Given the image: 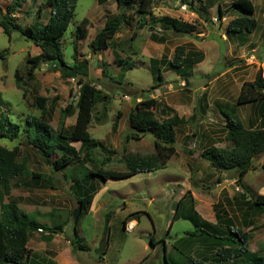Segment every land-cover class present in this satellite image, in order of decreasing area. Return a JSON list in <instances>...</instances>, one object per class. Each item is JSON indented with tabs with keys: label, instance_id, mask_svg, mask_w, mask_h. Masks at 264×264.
<instances>
[{
	"label": "rangeland",
	"instance_id": "374dc122",
	"mask_svg": "<svg viewBox=\"0 0 264 264\" xmlns=\"http://www.w3.org/2000/svg\"><path fill=\"white\" fill-rule=\"evenodd\" d=\"M43 1L26 0L14 18L24 26L30 23L36 24L35 21H39V18L34 14ZM75 1L77 6L75 15L68 30L60 39L65 59L68 62H73L74 59L77 26L85 17L97 12L99 4L98 0ZM10 2L11 0H0V6L6 9ZM253 2L256 6L254 17L258 20V27L250 36L254 37L252 45L258 46L260 42H264V0H253ZM136 5L126 7L127 14L132 16L130 19L132 23L135 20ZM162 5L164 6L162 7ZM106 7L108 17L112 16L117 11L116 0H108ZM154 8L157 12L168 13L174 17L195 22L198 24L199 30L203 31L204 29L208 35L205 42L201 35L180 33L179 37L178 34L173 36L174 43H185L186 46L191 45L194 48L196 45L200 48H209L210 54L201 65H194L192 58H188L184 63L186 75L181 76L187 81V86L194 91V94L203 93L204 86L219 72L234 65L240 66L228 71L225 77L205 93L206 99L201 100L202 104H207L208 107L210 92V96L215 100L229 102L228 105L235 102L238 85L245 80H254L257 71L251 67L253 64L251 65L245 58L232 57L225 39L221 36V33L227 32L226 29L230 21L240 15L238 8L233 5V0H155ZM219 8L224 12L222 19ZM121 11L123 10L121 9ZM96 22L99 23V19H96ZM37 25L40 26V24ZM133 25L136 26L134 40L129 38V41L124 43L121 48L116 46L119 51L125 50L123 54H126L123 56L116 52L118 58L126 59L129 64H134L133 68L127 71L123 66L118 65L116 60L113 61L112 56H105L102 57V60H98V57L94 55L90 49V41L97 28L93 25L88 24V37L77 41L80 57L92 54L88 58L91 63L88 80L95 85H100L99 88L108 97L96 105L89 127L92 138L101 142V145L93 151L94 162L86 159V152H83L80 153L81 159H78L83 163L77 161L64 172L56 171L46 162L42 152L31 144V140H37L38 131L35 126L27 125V119L30 116L44 118V121L52 127L53 136H55L60 130V109L77 101L80 85L76 79L62 78L58 71H54L55 65L50 63H43L37 69L36 75L28 78L27 70L30 65L28 58L39 54L41 50L36 49V43L20 31L15 30L11 35H8L0 25V52L7 50L5 55L0 57V99L4 101V104L0 106V128L14 131L15 127H11L10 123L21 125V130L14 138L0 136V144L9 149L18 145L19 160L28 162L32 170L46 176L44 187L29 189L19 186L16 188L17 196L35 200L38 204L52 205L56 210L54 213L58 212L56 215H43L31 210L30 214L33 219L51 225L64 221L66 217L68 229L60 242L61 244L57 245L61 248L65 247V237L73 238L72 228L75 222L73 212L79 207L76 198V192L79 190L74 187L73 191L72 184L78 179L82 181L92 170H97L99 167L107 170H126L124 160L126 155L155 154V137L152 133H147L140 139H126L128 135H131L129 115L137 102L149 96L148 90L157 94L156 89L166 85L167 82L173 84L175 89H180L181 76H178L176 66L168 65L167 60L152 63L150 55L154 54L148 43V27L143 30L144 28L138 27L137 24ZM129 27V25L122 26L120 32L128 35L126 31ZM131 30L133 31L134 28L132 27ZM158 33L164 32L158 30ZM240 33L243 32H237L238 35ZM183 38L188 40L184 42ZM145 46L149 47V53L146 52ZM142 50L143 56L138 55L137 52H142ZM250 53H253L252 49ZM258 53L263 56L264 47ZM17 70L27 82L25 88H20L16 82L15 72ZM102 70H105L104 75ZM159 72L163 74L162 84L153 89L152 87L159 82ZM165 80L167 82H164ZM165 90L163 88V92ZM24 92L25 95H23ZM126 95L129 96L128 99L125 98ZM37 96L46 98L44 115L35 103ZM150 97L153 96L150 95ZM138 98L141 100H137ZM226 108L230 113V108L227 106ZM156 113L161 119L168 115L164 108L159 107ZM219 113L220 110L217 108L212 115L218 116ZM76 115L77 113L66 119L65 133H69L71 126L75 124ZM241 115L244 117V110ZM203 117L201 111L198 110L195 112L194 120L180 127L177 133L178 139L175 142L178 153L169 160L166 170L143 172L126 179H110L108 182L96 176L88 181V184L85 185L86 190L95 193L96 201L92 207L93 211L83 216L79 226L82 236L79 241L88 246L91 245V249L82 250L76 243L73 244V256L80 264H164V249L160 242L162 238L167 241L170 251L172 250L168 254L172 264H185L188 255L200 258L198 256L201 255L198 253L201 254V251L204 250L202 245L198 244L199 241L196 238L191 239L187 235L194 230L190 220L180 218L174 223L171 234L168 233V228L180 201V212L187 213L193 206L202 219L214 224L217 223V210L224 208L227 215L235 222L234 229L243 228L247 231L251 235L250 249L264 258V213L255 211L252 215V224L247 226L244 223L246 210L244 202L264 194V153L256 157L254 167L244 177V183L248 187V191H246L238 185L236 181L238 173L235 169L218 171L202 157L204 148L215 143L217 145L224 143L223 134L226 132L222 122L207 118L211 123H201ZM115 121L118 124L116 129H114ZM212 125L216 126V130H213L216 132V141L202 140L201 135L212 130ZM186 133L189 135L186 136ZM71 144L77 149L81 145L77 141H73ZM21 191L27 193L20 195ZM241 193L245 198L239 195ZM1 195L3 199L6 198L4 189L0 185V197ZM65 209H70L69 213H65ZM110 211L112 214L108 230L106 215ZM132 212H138L137 215L130 217V219L137 218L138 225L132 231H127L124 227V219L128 213ZM59 213L64 219L59 217ZM151 236L159 242L156 248L149 242ZM104 239H106L107 250L100 254L98 251L104 245ZM44 240L51 241L52 239L44 238ZM214 253L215 250L207 252L209 257H212ZM33 264H37V262L34 261ZM46 264L59 263L52 260Z\"/></svg>",
	"mask_w": 264,
	"mask_h": 264
},
{
	"label": "trees",
	"instance_id": "16d2710c",
	"mask_svg": "<svg viewBox=\"0 0 264 264\" xmlns=\"http://www.w3.org/2000/svg\"><path fill=\"white\" fill-rule=\"evenodd\" d=\"M26 0H11L6 9L0 6V25L3 30L11 35L13 31H20L25 36L32 39L37 46L41 48L39 54L28 58V78H32L33 74L43 63L55 65L54 71H59L64 79L74 78L78 81L80 87L77 101L71 102L64 108L60 109V130L53 136L52 127L44 121V118L30 116L27 119L28 126H35L38 131L37 140H31L33 145L40 150L46 160L56 171L63 172L71 165L75 164L80 158V153L86 152V159L94 162L93 151L99 145L100 141L92 138L89 127L93 120V113L96 105L100 101H104L108 96L103 94L99 88L88 80L90 74V61L86 57H80L77 41L84 40L88 36L89 20L84 18L75 30L76 41L74 42V59L73 63L66 61L61 37L68 30L76 12L75 0H44L37 11L36 16L41 17L43 12H49V18L46 24L38 26L22 25L18 22L14 15L20 9ZM105 3L108 0H98ZM119 6L136 7V14L143 18L140 27L145 26V17L153 14L155 0H116ZM234 7H237L240 15L230 21L228 28L232 32H252L258 27V21L254 17L255 6L252 0H233ZM191 6V4H190ZM194 12L196 10H193ZM220 18L224 17V12L219 8ZM132 16L126 12H122L108 17L104 26L97 31L95 37L90 42V49L95 54L109 48L111 41L115 38L123 25L131 24ZM164 23L170 25L175 31L180 33H189L198 30V25L194 22L185 21L180 18L166 16L162 18ZM185 46L179 45L175 49L173 60L170 65L176 66L177 69L183 68L185 59ZM7 50L0 52L3 57ZM152 60V63H156ZM116 63L123 66L125 71L133 68L134 64H129L126 59L116 58ZM264 69H260L253 81H245L242 85L238 96L237 104L244 105L249 103H264ZM159 82L152 88H157L163 81V74L159 72ZM15 78L20 88L26 87V80L17 70ZM151 93L150 90H148ZM1 94V93H0ZM25 95V92L24 94ZM1 97V95H0ZM206 98V97H205ZM35 103L43 111L46 112V98L37 96ZM4 101L0 99V106ZM218 107L226 116V140L232 143L231 148L210 145L203 149L202 157L209 161L210 165L218 171L235 169L238 173L236 181L243 189L248 191L247 185L244 183V177L254 167V160L257 156L264 153V125L262 127L247 128L243 122L236 117L234 110L228 113L222 109L219 101ZM159 102L154 97H145L135 104L134 109L129 115V124L131 127V135L126 139H140L147 133H152L155 137L156 153L150 155L129 154L124 156L126 170H107L99 167L92 170L84 179L77 180L72 184L73 190L77 188V199L82 207V212L77 221L74 222L73 238L71 243H76L79 249L89 250V246L79 241L80 222L85 214L89 212L91 204L94 200L95 193L86 190L85 185L92 178L99 176L105 182L109 179H125L133 175L152 172L164 167L167 162L176 154V137L177 128L186 125L195 119V114L189 118L180 117L174 114L163 119L157 116ZM207 104L201 105V113H206ZM1 110V107H0ZM76 115V122L71 126L69 133H65V121L68 117ZM264 118V113H263ZM7 117V116H6ZM116 129L117 125L115 121ZM11 127H15L14 131H6L0 128V136H8L14 138L21 130V125L10 123ZM52 139V141H51ZM80 142V148L77 149L71 142ZM54 157V160H52ZM108 158H110L108 156ZM81 162V161H79ZM83 163V162H81ZM29 174L36 180H45V176L31 172L28 169L26 161L19 160V147L9 149L0 144V183L4 184L5 195L10 194V182L12 179ZM244 192V191H243ZM245 198L243 193L239 194ZM247 197V195H246ZM246 210L244 212V223L249 226L252 224L253 212L264 213V194L250 198L246 202ZM181 202H179L172 222L168 228L171 231L174 221L181 217L190 220L194 226V230L189 232L193 238H196L204 248L205 252H201V258L188 255L185 264H263L264 258L257 252L250 249L251 235L243 228L234 229V220L227 215L224 208L217 210V223L201 218L197 210L192 206L188 212H180ZM112 212L106 215V227L109 230V221ZM129 214L124 222L125 225L132 215ZM63 223L49 226L36 219H32L29 214L24 212L19 205L12 200L1 202L0 207V264H29L28 242L35 232L47 231L49 235L44 236L45 239H52L53 233L62 232ZM201 233V234H200ZM154 243V238H151ZM163 246L166 249V257L168 262L164 264H172L167 255L166 240L163 239ZM215 250L212 257L207 252Z\"/></svg>",
	"mask_w": 264,
	"mask_h": 264
},
{
	"label": "crops",
	"instance_id": "0c3cea01",
	"mask_svg": "<svg viewBox=\"0 0 264 264\" xmlns=\"http://www.w3.org/2000/svg\"><path fill=\"white\" fill-rule=\"evenodd\" d=\"M107 2H105V3L99 2L98 8H97V12L95 11V12L91 13L88 17H85V18H87L89 20L90 26L93 25V27L97 28L95 30V35H96L97 31L100 30L104 26L106 20L108 19L107 18L108 17V9L106 7ZM42 3H44V1L41 2V4ZM163 6L164 5H162V7ZM254 6H255V4H254ZM255 8H256V6H255ZM121 9L123 10L121 12H126L127 11L126 6H124V5L119 6L117 4V11H116V13L112 14V16L121 13L120 12ZM154 10H155V8H154ZM154 10H153V14L152 15H148V16L145 17V26L142 27V28H144L143 30H145L146 27H148V29H149L148 43L150 45L151 52H153V54H154V55H150V59H151V61L152 60H156L157 62L159 60H163V61L167 60L168 65H169L170 61L173 60V58H174L176 47L179 46V45H184L186 49H185V59H184V62L182 64L183 68L182 69H177L178 76L182 75L184 77L186 75V73L184 72L185 71V69H184L185 61L188 58L189 59L192 58L194 65H196V66L201 65L202 62L206 59V57H208L209 54H210L209 48L208 49H205V47L200 48L196 44H195L196 47L194 48L191 45L186 46L185 43H174L175 41L173 39V36L175 34L176 35L178 34V37H179L180 32L175 31V29H173L170 25H168L167 23H164L162 21V18H164L166 16H170V17H173V18H177V17L169 15L168 13L157 12V10H155V11ZM45 11H47V10H45ZM45 11L41 15V17L38 19L39 21H37V20L35 21V22H37L36 24H40V25L46 24V22H47V20L49 18V12L48 11L45 12ZM35 13H36V11H35ZM35 15L36 14H34V16ZM134 17H135V20L133 21L134 23H132V21H131V24H126V25H129L131 27V28L129 27L128 30L126 31V33L128 35L122 34V32H120V30H119V32L117 33L115 38L111 41V44H110L109 48L101 51V53H99V54H95L94 53V55L98 57V60H102L103 59L102 57H105V56H109V57L112 56L113 57V61H115L116 58L118 57L116 52H118V54L121 53L123 56H126L125 53L123 54V52H125V50L119 51L116 48V46L121 48V46H123L124 43L129 41V38L134 40V35L136 34V26H134L133 24H137V26L140 27L139 23L143 22V18L140 17L138 14H136V11H135ZM96 19H99V23L96 22ZM33 24L30 23L28 25H33ZM132 27L134 28L133 31L131 30ZM158 30L163 31L164 33L159 34ZM226 30L230 34L225 32V34L221 33L222 34L221 36L225 39V41L227 43L228 51L230 52V55L232 57L245 58L247 62H249L251 65L253 64V66H251V67H253L257 71L256 72V75H257V73H258V71L260 69H264V55L261 56L260 53H258V51L261 52V50H263L264 42L261 40L262 42H260L258 46L257 45H255V46L252 45L253 44L252 41H253L254 37H251L250 34H252L255 30L252 31V32L244 31L243 33H240L239 35L237 34V32H231L229 28H227ZM174 32H176V33H174ZM244 33H246V34H244ZM182 34H185V33H182ZM192 34H194L196 36L201 35V38H203V42H205V38L208 36L206 31H204V29H203V31H200L199 28H198L197 31L193 32ZM95 35H94V37H95ZM182 40H184V42H185V40H188V39L187 38H183ZM193 43H195V42L193 41ZM145 47H146V52L149 53V51H148L149 47L148 48H147V46H145ZM36 49H40L41 50V48L39 46H37V45H36ZM138 49L140 50V47H138ZM251 49H252L253 53H250ZM137 54L143 56V50H142V52L138 51ZM91 55L92 54L90 53L86 57L90 58ZM161 57H162V59H160ZM70 63H73V62H70ZM243 65L245 66L247 64H243ZM237 67H240V66L234 65L231 68H228L226 70H223V71L219 72L218 75L215 78L210 80L208 82V84L206 86H204L203 90H205V91L203 93L198 94V95L194 94V91L191 90L187 86V81L184 80L183 77L181 76V80H180L181 83L179 82L180 89H175L174 88L175 86L173 84H171L170 82H167L165 80L164 82H167V84L162 86L161 88L158 87L156 89L157 94L150 93L149 96L151 95L153 97H156V99L159 102V106L158 107L161 108V109L164 108L166 110V113L168 114L167 117H170V116H173L174 114H177L180 117H184V118L187 119L190 116H192L193 114H195V112H198V110L201 109V105H203L201 100L202 99L203 100L206 99L205 98L206 97L205 93L207 91H209L210 89H212L211 88L212 86H215V84H217L223 77H225L227 75L228 71H231L232 69L237 68ZM28 68H29V66H28ZM167 69H168V67H167ZM90 70H91V68H90ZM36 72L33 74L32 77H34V75H36ZM102 72H103V75H104L105 74V70H102ZM245 81H253V80H245ZM243 83L242 84L240 83L238 85V95L236 97L235 102L231 101L232 103L230 105H228L229 102H225L224 103V102H220L219 100H215L214 98H212L210 96L211 94L209 92L208 107H206V113L205 114L202 113V115L204 117L201 120V123H204V122L211 123V122H209V119H207V118H211V120L214 119V121L216 120V122H222L223 125L225 126L227 119H226V116L222 113L221 109L217 105V101H219L221 106H222V109L224 111L229 112L227 110L226 106L228 108H230V111H231L230 113H232L235 110L236 111V113H235L236 117L239 118L243 122L245 127H247V128H250V127H262L264 125V118L262 116L263 113H264V103L263 102L249 103V104H244V105H238L237 104L238 96L240 94V91H241ZM161 84L162 83H160V85ZM96 87L99 88L101 86L100 85H96ZM163 88L166 89L164 92H163ZM101 91H103V90H101ZM158 97H161V99H158ZM212 100H215V102H212ZM214 105L218 108V110H220V113L218 114V116L217 115H212L217 110V108ZM243 110L245 111L244 117H242V115H241ZM181 126H185V125H181ZM181 126H179L177 128V133H178V131H179ZM211 128H212V130H210L207 133H204L203 136L201 135V137H202L201 139L202 140H207L208 142H215L216 141V139H217L216 138V132L213 131V130H216V126L212 125ZM224 129L226 130L225 127H224ZM188 135H189V133H186V136H188ZM225 136H226V132L223 134V139H224L223 141H224L225 144L222 143L221 145H217V143H215L214 145L220 146V147L231 148L232 147V143L230 141H227ZM177 139H178V137H176V140ZM31 144L33 145V143H31ZM210 144H213V143H210ZM176 153H178L177 148H176ZM168 163H169V161L161 169L166 170L167 167H168ZM28 169L31 172H35L37 174H40V173L32 170L30 165H29V163H28ZM158 170H160V169H158ZM158 170H156V171H158ZM65 171H67V170H65ZM156 171H152V172H156ZM58 172H60V171H58ZM148 173H151V172H148ZM133 176H135V175H133ZM14 180H15V182H13ZM45 181H46V176H45V180H36L29 174L22 175V176H19V177H16V178L12 179L11 182H10V187H11L10 194L5 195L6 196L5 199H3L2 195H1V197H0V207H1L2 200L6 201V202L9 201V200H12V201H15L24 212L29 214L30 217H31V214H30L31 210H34V211H36V212H38L40 214H43V215H51V214L52 215H56L58 212L54 213V211H56V210L54 209V207L52 205L45 204V203L44 204H38V202H35V200H31L29 198H24L22 196H17V191H16L17 187L24 186V187L29 188V189L36 188V187L37 188L38 187H44L46 185ZM0 185L4 189V184L0 183ZM72 189H73V187H72ZM25 193H27V192L21 191L20 195H23ZM76 198H77V196H76ZM77 201H78V199H77ZM95 201H96V198L94 197V200H93V202L91 204L89 212L93 211L92 207L95 204ZM79 207H80V205H79ZM79 207L76 210H74V212H73L74 216H75V213L77 212V210L79 209ZM56 209H57V206H56ZM69 210L70 209H65V213H69ZM128 215H129V213L126 215V217ZM59 217L64 219L61 214H60ZM181 218H183V217H181ZM178 220H176V221H178ZM176 221H174V223ZM40 222H42V221H40ZM66 222H67V219L65 217V220L60 222V223L65 224L64 225L65 231H63L62 233L53 234L51 241L44 240V236L49 235V232H47V231H39V232H35L34 233V235L31 237L30 241L28 242L29 257H30L29 264H33L34 261H36L37 264H46V263H48V262H50L52 260L53 261H57L59 264H80L78 262V260L75 259V257L73 256V252H74L73 251V247L74 246L71 243V240L69 239V237H65V241H64L65 247L61 248V246L60 247L57 246L58 244H61L60 242L63 240V236L66 235V230L68 229V223H66ZM42 223L47 224L49 226L60 224V223H52L50 225L47 222H42ZM137 223H138V219L137 218H132V219H129V221L127 222L126 225H125V222H124V227H125V229L127 231H132L134 229V227L138 225ZM174 223H173V225H174ZM172 228H173V226H172ZM172 228H171V231H172ZM193 229H194V226H193ZM72 230L74 231V226H73ZM171 231L169 232V235L171 234ZM169 235H168V237H169ZM187 235H189V237L191 239L193 238L190 234H187ZM152 237L153 236H151V238ZM163 239L164 238L160 239V242H162ZM105 240L106 239H104L105 243H104L103 246H104V251L106 252L107 243H106ZM150 240H151V243L154 245V248H156V246H157V244H159V242L154 239V243H153L152 239H150ZM165 243H166L165 245L167 247V255H168L169 252H171L172 250L170 251L167 241ZM162 244H163V242H162ZM198 244L201 245V242H198ZM201 247H203V245ZM76 248H77V246H76ZM90 249H91V245H89V250ZM163 249H165L164 246H163ZM203 249L204 250L201 251V252H205L206 251V248L203 247ZM199 253H198V255H201ZM165 254H166V249H165ZM45 255H49V256L46 257ZM35 256H37L36 259H35ZM163 257H164V253H163ZM198 257L201 258V256H198ZM8 264H11V263H8Z\"/></svg>",
	"mask_w": 264,
	"mask_h": 264
},
{
	"label": "water",
	"instance_id": "95a60500",
	"mask_svg": "<svg viewBox=\"0 0 264 264\" xmlns=\"http://www.w3.org/2000/svg\"><path fill=\"white\" fill-rule=\"evenodd\" d=\"M82 212V207L80 206L79 209L77 210V212L75 213V221L78 220L79 218V215L81 214ZM149 242H151V240H149ZM100 254H103L105 251H104V246H102V248L98 251ZM164 261L165 262H168L167 258H166V254H165V249H164Z\"/></svg>",
	"mask_w": 264,
	"mask_h": 264
},
{
	"label": "built area",
	"instance_id": "2783aa9c",
	"mask_svg": "<svg viewBox=\"0 0 264 264\" xmlns=\"http://www.w3.org/2000/svg\"><path fill=\"white\" fill-rule=\"evenodd\" d=\"M73 80H74V78H73ZM80 87H81V86H80ZM77 98H78V97H77ZM125 98H126V99H128V98H129V96H127V95H126V96H125ZM137 100H139V101H140L141 99H137Z\"/></svg>",
	"mask_w": 264,
	"mask_h": 264
}]
</instances>
